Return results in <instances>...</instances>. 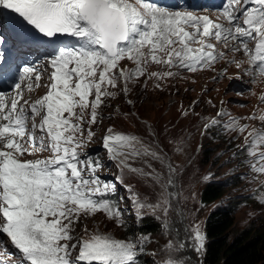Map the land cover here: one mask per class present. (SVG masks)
I'll return each mask as SVG.
<instances>
[{
	"label": "snow or ice",
	"instance_id": "6c2138e0",
	"mask_svg": "<svg viewBox=\"0 0 264 264\" xmlns=\"http://www.w3.org/2000/svg\"><path fill=\"white\" fill-rule=\"evenodd\" d=\"M0 29V45L9 39L20 48L37 42L54 45L40 63L25 61L12 92L0 91V249L15 264H138L150 236L124 240L99 231L87 238L73 235L82 218L97 213L123 226L118 203L110 199L117 185L102 181L97 175L102 162L81 151L95 135L91 126L103 119L99 109L104 99L116 95L109 88L122 83L127 94L129 83L140 77L161 80L182 70L195 73L221 60L238 69L246 62L245 75L264 77V0H226L216 19L151 0H0ZM61 36L74 42L61 44ZM235 53L247 60L229 55ZM123 61L135 67L123 68ZM151 65L168 70L149 72ZM42 77L46 93L34 101L25 98L26 92L41 87ZM259 99L264 103V93ZM250 119L264 125V114ZM217 123L212 120L205 127ZM224 127L238 135L247 132L243 147L253 159L250 168L264 175V126L249 131V125L233 118ZM107 133L103 147L117 162L121 183L127 171L161 186L155 203L125 186L137 219H143L144 209L159 211L168 229L175 169L168 165L167 176L156 173L145 159H161L151 145L111 128ZM45 152L49 155L43 158H25ZM137 160L152 171L130 163ZM193 238L200 252L205 237L198 225ZM184 248L170 240L152 255L160 256L156 264H186L176 255Z\"/></svg>",
	"mask_w": 264,
	"mask_h": 264
},
{
	"label": "rangeland",
	"instance_id": "374dc122",
	"mask_svg": "<svg viewBox=\"0 0 264 264\" xmlns=\"http://www.w3.org/2000/svg\"><path fill=\"white\" fill-rule=\"evenodd\" d=\"M218 47L226 51L222 45ZM229 55H234L236 60H247L241 53ZM120 66L135 67L129 61L121 62ZM247 68L249 65L246 62L243 69H238L234 64L221 60L213 68H205L195 73L182 70L174 77L161 80L140 77L129 83L127 94L121 90L122 83L118 88H109V91L115 92L116 95L114 98L104 99L99 109L103 119L91 126L95 135L81 151L86 155L96 153L103 165L97 175L102 181L117 185L116 192L110 199L118 203L123 226H117L106 214L97 213L94 217L82 218L81 222L75 225L73 235L87 238L88 234L99 231L124 240H135L142 235L150 236L151 242L144 249V254L139 256L138 264H156L160 256L154 258L152 253L158 252L172 240L185 244V248L176 255L186 264H202L203 249L200 252L195 251L193 228L198 225L205 237L204 219L213 205L219 201L224 202L233 195L243 200L234 213L231 233L245 228L251 220L255 223L264 222V175L254 173L250 168L253 159L247 156L243 147L247 132L238 135L224 127L233 118L241 124L249 125V131L254 127L264 126L258 119H250L253 115L264 114V103L259 99L264 93V77L258 74L245 75L244 69ZM167 70L160 65H151L148 68L149 72ZM221 73L224 74L223 78L214 79ZM45 82V79L41 81V87L34 92V99L46 93L47 89L43 86ZM219 112L226 114L218 117ZM212 120H217L218 123L206 128V125H211ZM109 128L113 133L135 135L158 151L160 160L145 158L156 173L167 176L168 165L175 169L172 174L175 186L170 191L176 195L171 200L173 207L169 211L168 229L163 226L164 218L161 212L153 213L151 209H144L143 219L152 217L159 224V231L150 234L136 230V225L143 219H137L136 209L130 199L131 193L125 186L130 185L147 203H155L162 189L152 178L130 174L127 171L122 176L123 183L117 179L121 175L117 162L109 159V154L103 147L102 138L108 134ZM48 155L49 153L45 152L25 158L36 159ZM204 158L206 161L203 163ZM130 163H133L134 167L152 171L146 167L143 160ZM233 177H236L234 183L224 189L220 199L207 205L200 203L199 193L206 181H232ZM156 216H161V219H156ZM85 227L87 234L84 232ZM11 251L16 250L12 248ZM0 256L3 259L0 261L15 264V259L5 255L3 249H0Z\"/></svg>",
	"mask_w": 264,
	"mask_h": 264
},
{
	"label": "trees",
	"instance_id": "16d2710c",
	"mask_svg": "<svg viewBox=\"0 0 264 264\" xmlns=\"http://www.w3.org/2000/svg\"><path fill=\"white\" fill-rule=\"evenodd\" d=\"M89 153H87L88 155ZM97 159V154H90ZM206 159L202 160L204 163ZM206 181L199 193L203 205L222 197L224 189L234 183V179ZM243 200L238 196L219 201L213 205L204 219L205 243L201 256L202 264H264V222L251 220L245 228L231 233L234 213ZM141 233L156 234L159 224L152 217H145L136 225Z\"/></svg>",
	"mask_w": 264,
	"mask_h": 264
},
{
	"label": "bare ground",
	"instance_id": "6f19581e",
	"mask_svg": "<svg viewBox=\"0 0 264 264\" xmlns=\"http://www.w3.org/2000/svg\"><path fill=\"white\" fill-rule=\"evenodd\" d=\"M29 95V94H28ZM5 262V261H4ZM6 264H8L7 262H6Z\"/></svg>",
	"mask_w": 264,
	"mask_h": 264
}]
</instances>
